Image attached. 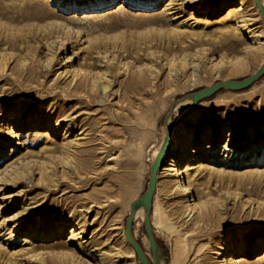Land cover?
I'll list each match as a JSON object with an SVG mask.
<instances>
[{"label": "rangeland", "instance_id": "374dc122", "mask_svg": "<svg viewBox=\"0 0 264 264\" xmlns=\"http://www.w3.org/2000/svg\"><path fill=\"white\" fill-rule=\"evenodd\" d=\"M263 63L254 0H0V264H138L126 219L166 116ZM137 74L146 86L134 87ZM74 98L86 104L66 105ZM172 130L165 166L179 164L192 197L158 173L150 219L167 264H264V75L201 101ZM92 144L112 149L92 157ZM132 232L152 260L143 211Z\"/></svg>", "mask_w": 264, "mask_h": 264}, {"label": "water", "instance_id": "95a60500", "mask_svg": "<svg viewBox=\"0 0 264 264\" xmlns=\"http://www.w3.org/2000/svg\"><path fill=\"white\" fill-rule=\"evenodd\" d=\"M257 8L259 9V12L264 20V5L261 0H254ZM264 75V63L257 69V71L241 80H223L219 81L211 86L204 87L203 89L191 92L186 94L182 97V99L178 100L177 102H183V101H191V105L188 108V110L179 118L176 119L174 122L170 123L168 126L167 120L169 116L171 115L172 111L168 113V115L165 118V136L163 139L162 146L159 150V153L157 154L155 160L153 161L151 167H150V179L147 183L146 190L140 195V197L131 203L130 205V213L126 219V225H125V237L128 241V243L131 245V247L134 250V253L137 257L138 264H167V261L165 257L163 256L161 249L155 239L152 223L150 219L152 206H153V198L156 190V182H157V173L159 170V167L161 165V159L163 157V154L166 151V148L169 143L170 134L172 128L185 116L190 113L201 101L211 97L212 95L216 94L222 89H229L233 91H240L245 88L250 87L253 85L257 80H259ZM140 209L144 212V226H145V232L147 235V239L149 242V246L152 253V260L147 256L146 252L142 248V246L139 244V242L135 239L132 232V223L135 218V214Z\"/></svg>", "mask_w": 264, "mask_h": 264}, {"label": "bare ground", "instance_id": "6f19581e", "mask_svg": "<svg viewBox=\"0 0 264 264\" xmlns=\"http://www.w3.org/2000/svg\"><path fill=\"white\" fill-rule=\"evenodd\" d=\"M185 1V0H184ZM264 5V4H263ZM243 8L242 7H240V6H237V8H234V10H233V12H235V13H237L238 15H239V19H238V22H239V24H240V26H242V27H245V29L247 30V33H254L253 31L254 30H250L249 29V27L247 26V23H246V21L243 19V17H242V12H243ZM245 12V11H244ZM196 13V12H195ZM238 24V25H239ZM251 35H253V34H251ZM256 36V35H255ZM254 36V37H255ZM253 37V38H254ZM258 51H262V48H259L258 49ZM252 52V51H251ZM253 55L254 54H257V52H253L252 53ZM144 74H145V72H143ZM234 73V72H233ZM142 74L141 75H139V74H137L136 76H131V79H132V81L135 83V86L133 85L134 83L132 82V81H130V82H132V85L134 86V87H136V88H139V87H141V86H146L145 85V79H142ZM145 77V76H144ZM148 77V76H147ZM146 80L147 81H149V79H147L146 78ZM143 84V85H142ZM79 86V84H76V88ZM129 86H131L130 84H129ZM133 88V87H132ZM144 88V87H143ZM146 88V87H145ZM143 89V90H145V93L146 94H151L150 92H148L146 89ZM104 90L106 89V87H104L103 88ZM141 90H142V88H141ZM142 90V91H143ZM94 92V90H91V92ZM73 92H75V89H74V91ZM72 92V93H73ZM76 92H77V90H76ZM91 92H89L90 94H91ZM144 92V91H143ZM95 93H96V91H95ZM136 93H138V92H136ZM74 94H76V93H74ZM143 94V93H142ZM73 95V94H72ZM78 95V94H77ZM76 95V96H77ZM75 97V96H74ZM92 97V96H91ZM91 97H89V98H91ZM137 97V96H136ZM53 99H58L59 100V95L58 94H56V95H54L53 97H52ZM92 99H94V98H92ZM87 100V99H86ZM89 100H91V99H89ZM134 100V99H133ZM72 102H77V103H79V104H82L83 102L85 103V101H84V99H81V98H74V99H72V100H69L68 102H66V105H69V104H71ZM133 103V102H132ZM132 103H130L131 105H132ZM75 104V103H74ZM74 104H72V105H74ZM86 104V103H85ZM84 104V105H85ZM71 105V106H72ZM190 105H191V101H183V102H177V104H176V106H175V108H174V110H178L179 112H178V114H177V117H176V119H179L187 110H188V108L190 107ZM79 106H76V108H78ZM82 107V106H81ZM175 119V120H176ZM171 123V121L170 120H167V125L166 126H168L169 124ZM96 140V138H94V139H92V141H95ZM175 140H176V138H175V131H173V130H171V134H170V139H169V143H168V146H167V148H166V151H165V153L163 154V157H162V159H161V165H160V167H159V170H158V173H159V175H163V174H165V173H167L166 174V176H167V178L169 179V182L170 183H173L174 184V186L176 187V191L175 192H177V194L180 196V199L181 200H184L188 195H190V197H192L191 196V194H192V191H191V187H190V185H189V176H187V175H185L184 174V172H183V170L181 171V168L179 169V167H178V163L177 162H175V160L173 159V160H170L172 163H175V168H173V169H167V167L165 166V161L167 160V158H168V156H169V154H171V151L173 150V145H174V143H175ZM163 143V142H162ZM183 143V142H182ZM98 144V143H97ZM97 144H92L91 146H89V147H87L83 152L84 153H88V155H90V156H92V157H96L97 155H99L100 153H110V151H111V149H112V147L111 146H109V147H104V148H102V150L100 151V152H97L98 151V148L96 147L97 146ZM96 145V146H95ZM161 146H162V144H161ZM161 146H160V148H161ZM160 148H159V150H160ZM186 151V150H185ZM187 152V151H186ZM185 152V153H186ZM159 153V151L156 153V156H157V154ZM184 153V154H185ZM156 156H155V158H156ZM112 159H114V158H112ZM155 160V159H154ZM191 163V162H190ZM195 163V162H194ZM166 165H171V164H166ZM173 166V165H172ZM187 168V167H186ZM158 173H157V178H158ZM119 174L120 173H118V172H111V171H109V172H107V174L106 175H104V177L103 178H105V177H109V176H113L114 178H119L120 179V177H119ZM183 174L185 175V176H183ZM112 177V178H113ZM171 178H174V180L173 179H171ZM81 182V185L82 186H86L89 182H90V180L88 179V178H86V179H84V180H82V181H80ZM156 189H157V182H156ZM155 192H156V190H155ZM101 193H103V194H108V191H102ZM107 196V195H106ZM154 196H155V194H154ZM1 197V196H0ZM3 197V196H2ZM98 198L99 197H97V194L95 195V197L94 198H92L93 199V201H94V203H98L99 201H98ZM154 199V198H153ZM192 199H190V201H191ZM141 211H143V210H139V211H137V213L135 214V216H137V215H139L140 213H141ZM187 211L189 212V215L191 214V213H193V215L197 212V209H196V206H193V207H190V208H188L187 209ZM139 213V214H138ZM202 218V217H201ZM19 229V227L17 228V230ZM257 249V248H256ZM258 250V249H257ZM3 254V253H2ZM228 254H230V253H228ZM231 256V255H230ZM230 259V258H229ZM232 259V258H231ZM231 264H235V263H231Z\"/></svg>", "mask_w": 264, "mask_h": 264}]
</instances>
